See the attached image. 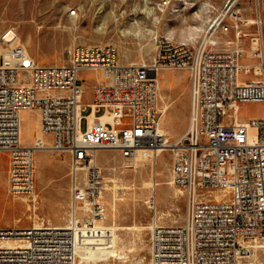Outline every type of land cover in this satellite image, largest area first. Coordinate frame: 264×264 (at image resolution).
<instances>
[{
	"label": "built area",
	"instance_id": "2783aa9c",
	"mask_svg": "<svg viewBox=\"0 0 264 264\" xmlns=\"http://www.w3.org/2000/svg\"><path fill=\"white\" fill-rule=\"evenodd\" d=\"M230 1L207 33L229 31ZM254 40L249 55L244 46L220 50L160 36L144 63L120 62L113 44H77L63 64H40L22 45L0 55V153L9 158V193L34 198L36 152L45 137L52 150L68 154L71 180L68 224L0 227V264H77L76 229L107 213L98 152L116 150L134 162L139 151L154 159L162 149L171 153V177L186 209L180 223L151 226L150 264H264V118H239L241 103H264V50ZM161 70L188 73V128L177 140L169 141L160 124ZM83 71L105 78L91 84L86 102ZM242 72L258 78L241 79ZM84 106L91 108L86 116ZM25 110L39 113L41 137L32 144L21 138ZM8 239L21 244L9 247Z\"/></svg>",
	"mask_w": 264,
	"mask_h": 264
},
{
	"label": "rangeland",
	"instance_id": "374dc122",
	"mask_svg": "<svg viewBox=\"0 0 264 264\" xmlns=\"http://www.w3.org/2000/svg\"><path fill=\"white\" fill-rule=\"evenodd\" d=\"M189 1L193 4L181 6L180 15L176 16L173 15V9L181 5L182 0H0V55H3L2 48L11 47L7 46L3 35L9 30H14L20 37V42L15 45L26 46L40 64L67 63L68 51L77 44H113L118 50L120 62L143 63L141 62L143 59L151 61L157 37L168 38V32L173 31L174 38L171 40L180 42L182 29L202 22L200 17L195 16L201 2L210 1L214 7L210 15L215 16L224 8L227 0ZM143 3L153 8L159 17L157 21L146 18V14L141 11ZM236 5L237 13L230 12L226 17L229 31L217 34L220 42L212 48L232 50L237 46H244L250 51L251 42L258 38L257 44H262L264 50V0H238ZM161 6H164V11L159 9ZM74 11L77 14L73 15ZM135 22L142 27L139 36L127 33ZM98 28L100 30H97ZM148 29H153L156 34L150 36ZM240 32L243 38L238 41L237 33ZM203 35L200 33L197 41L190 44H200ZM150 42L152 48L148 51L147 45ZM242 61L258 65L260 60L243 58ZM81 75L83 84L86 85L84 95L86 102L90 97L91 83L96 79L105 78L102 72L83 71ZM157 76L166 92L169 91L168 87H172L170 92L173 96L167 98L164 94L162 103L168 107V111L164 122L161 123L162 129L169 132L171 141L181 137L188 128L190 109L188 73L185 70H161ZM240 78L249 80L258 77L253 73L242 72ZM90 112L91 108L84 106L83 115L86 116ZM102 112L103 109L98 114ZM239 118L243 121L264 118V103H241ZM86 123L87 120L84 119L82 129L86 128ZM22 124L24 142L30 143L32 139L41 137L36 110L23 113ZM48 138L43 139L46 144H50ZM157 158L155 160L149 153H143V159L134 167L133 162L125 160L119 151L98 152V163L105 175L103 192L107 212L105 224L122 227L139 225L145 226L146 229L141 232L136 229L78 231L80 234L77 249L90 256L89 263L150 264L149 236L153 223L167 225L182 222L186 209L185 196L179 192L177 186L155 185L156 182H167L172 179L171 153L166 151L163 158L159 156ZM47 162H51V167L48 173H45L38 165L42 166ZM8 170V155L1 152L0 227L24 228L42 222L55 226L68 224L71 180L67 153L56 152L51 148L37 150L34 198H17L9 193ZM114 237L118 239L117 243H113ZM113 245L127 253V258L119 259L103 253L105 248ZM94 256H97V261L92 260L91 257Z\"/></svg>",
	"mask_w": 264,
	"mask_h": 264
},
{
	"label": "bare ground",
	"instance_id": "6f19581e",
	"mask_svg": "<svg viewBox=\"0 0 264 264\" xmlns=\"http://www.w3.org/2000/svg\"><path fill=\"white\" fill-rule=\"evenodd\" d=\"M182 4L177 6V7H174L173 9V15H180V12L182 10L181 6L185 5L187 6L189 3L193 4V2L189 1V0H182ZM199 1V0H198ZM238 0H231L230 3L228 4V7L229 6H237L236 3H237ZM167 2H164V4H166ZM144 4V3H143ZM226 4V3H225ZM145 6V7H144ZM144 6L141 8V11L143 13L146 14V18H152L154 21H157L159 19V17L156 15V13H154L153 11V8L152 7H147L145 4ZM214 7L212 6V4L210 3V1H204V2H201L199 4V6L197 7V10L195 12V16L196 17H200L202 19V22L199 23V24H196V25H190L188 27V29H182V32L180 34V39L179 41L182 42V43H195L198 39V37L200 36V33H203L204 35L202 36V40H201V44L205 45H212L215 47V45H217L220 41L218 40V37L217 35L215 34H212V33H207V30H208V27L211 23L213 22H217L219 19H221L223 17V15L226 14V12L222 10L219 11V14L215 15V16H211L210 13L212 12V9ZM161 11H164V6H161V8H159ZM136 11V10H135ZM166 11V10H165ZM206 14V16L204 17L203 14ZM234 13L236 14V10H234ZM73 15L77 14L76 11H74L72 13ZM239 14V13H238ZM154 16V17H153ZM235 16V15H234ZM73 17V16H71ZM76 17V16H75ZM238 17V16H237ZM72 19V18H71ZM75 20V19H74ZM253 21V20H252ZM76 24V23H75ZM77 26V25H76ZM75 26V27H76ZM74 29V28H73ZM142 27L140 26V24L138 22H135V24H132V27L130 29V31H127V33H132L134 34L135 36H139L140 35V31H141ZM97 30H100L99 28ZM149 31V35L150 36H154L156 34V32L153 30V29H148ZM13 32L16 34V37L11 41V42H5L7 44V46H14L16 43L20 42V37L18 35V32L14 31ZM174 32L173 31H169L168 32V39H173L174 37ZM239 37V36H238ZM28 39V38H27ZM155 39V38H154ZM238 41H240V38H238ZM155 42V41H154ZM227 43H231V42H228ZM148 51L152 48V43L150 42L148 45ZM26 48V46H24ZM143 47V46H142ZM257 48V45H253L252 46V49H256ZM27 49V48H26ZM28 50V49H27ZM8 51L9 49H6L5 47L2 48V53L5 55V57H7L8 55ZM152 52V51H151ZM1 54V53H0ZM251 54V52L249 51V55ZM142 56V55H141ZM144 57V56H143ZM147 59V58H146ZM152 59V58H151ZM138 62V61H137ZM140 62V61H139ZM141 62H147L146 60L143 59V61ZM157 81H158V88H159V108L161 110V119H160V124L162 122H164V119H165V115L168 111V107L166 105H164L162 103L163 101V98H164V91L162 90V86H161V82L159 80V77L157 76ZM169 106V105H168ZM243 118V117H242ZM103 120H106L108 119L107 116H105L104 118H102ZM245 119V118H244ZM243 121V120H242ZM162 128V127H161ZM250 131L252 132L253 129H252V126H250ZM164 132L167 134V136L169 137V132L168 131H165ZM21 138L22 140L24 141L25 140V133H24V127H23V124H21ZM180 138V137H179ZM40 137H37L35 139H32V142H35L37 140H39ZM170 139V137H169ZM178 139V138H177ZM175 139V140H177ZM170 141V140H169ZM48 145V146H47ZM43 147V149H48V148H51V146L49 144H47ZM167 150L166 149H162L158 152V156L160 158H163V155L164 153L166 152ZM143 153H149V151H139L138 152V155L135 157L134 159V162H133V166L136 167L138 162L143 159ZM155 160H157L158 158H155ZM127 160V159H125ZM129 162H131L130 160H127ZM131 164V163H130ZM131 165H127V167H129ZM51 167V162H47L45 164H43L42 166H39L38 165V168H41V170L45 171V173H48L49 171V168ZM135 170V169H134ZM137 171V170H136ZM172 178V177H171ZM166 184H169V185H174L175 187V184L173 182V179H170L169 181L167 182H164V181H160V182H156L155 185H158V186H164ZM179 190V189H178ZM177 191V190H176ZM155 192V191H154ZM180 192V190H179ZM178 193V192H177ZM156 195V194H154ZM26 201V200H25ZM27 203V202H25ZM158 213V212H157ZM107 216H105V218L103 220H99L97 221L94 226H90V227H83V228H77L76 229V232H75V249H76V255H77V264H91L89 263V261L91 260L90 259V256L85 254V253H82L80 252V250L77 249V241H78V235L80 234V232L78 231H81V230H94V231H104V230H108V229H136L138 232H141L143 230L146 229L145 226H139V225H134V226H125V227H122V226H118V225H113V226H110V225H107L105 224L104 220L106 219ZM20 218V217H19ZM18 218V219H19ZM157 220V219H156ZM69 221V219H68ZM158 223V222H157ZM167 223V222H166ZM16 224V223H15ZM154 224V223H153ZM36 227L38 226H42L41 223H35ZM58 226V225H57ZM65 226V225H63ZM62 225L58 226V227H63ZM118 242V239L117 238H113V243H117ZM5 244L9 247H15L17 245H20L21 242L18 240V239H8V240H5ZM104 254H111L112 256L116 257V258H119V259H126L127 258V253H124L122 251H120L119 249H117L114 245L112 247H107L105 248V250L103 251ZM92 260L94 261H97V256H94V257H91ZM145 260V259H144Z\"/></svg>",
	"mask_w": 264,
	"mask_h": 264
},
{
	"label": "crops",
	"instance_id": "0c3cea01",
	"mask_svg": "<svg viewBox=\"0 0 264 264\" xmlns=\"http://www.w3.org/2000/svg\"><path fill=\"white\" fill-rule=\"evenodd\" d=\"M88 73H92V72H88ZM82 76V75H81ZM101 80H103V78L102 79H96L95 81H93L91 84H94V83H96L97 81H101ZM172 89V87H168V92H166L165 91V89H163V85H162V90L164 91V93L166 94V97L168 98V96H173L172 94H171V92H170V90ZM190 93V92H189ZM28 110H25V111H23L22 112V114L23 113H26ZM22 114H21V116H22ZM37 118H38V120H39V130H40V119H39V113H38V111H37ZM25 143H27V142H25ZM33 142H31L30 141V143L28 142L27 144H32Z\"/></svg>",
	"mask_w": 264,
	"mask_h": 264
},
{
	"label": "water",
	"instance_id": "95a60500",
	"mask_svg": "<svg viewBox=\"0 0 264 264\" xmlns=\"http://www.w3.org/2000/svg\"><path fill=\"white\" fill-rule=\"evenodd\" d=\"M15 37V34L13 33V31L9 30L6 32V34L4 35V39L7 41V42H10L14 39Z\"/></svg>",
	"mask_w": 264,
	"mask_h": 264
}]
</instances>
